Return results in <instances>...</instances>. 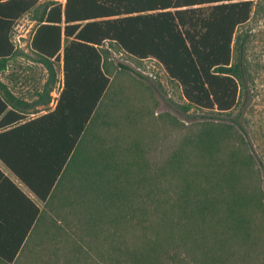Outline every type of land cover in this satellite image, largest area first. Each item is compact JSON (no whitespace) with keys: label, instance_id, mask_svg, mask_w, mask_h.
<instances>
[{"label":"trees","instance_id":"16d2710c","mask_svg":"<svg viewBox=\"0 0 264 264\" xmlns=\"http://www.w3.org/2000/svg\"><path fill=\"white\" fill-rule=\"evenodd\" d=\"M253 7L254 0H0V71L16 49L11 36L15 22L32 13L36 21L30 39L32 58L50 75L44 103L50 100L54 61L62 63L63 73L55 106L31 118L26 117L30 104L0 80V161L43 203L42 208L35 206L12 186L20 198L13 200L5 228L0 219L1 263L13 264L24 253H32L43 236L49 240L69 237L62 221L86 238H73L69 244L73 253L80 254L84 248L83 264L93 261L89 250L96 246L93 251H98L97 246L111 237L107 227L115 228L119 216L126 220L131 203L135 206L130 217L135 219V231L140 230V240H145V215L156 210L161 213L157 225L162 238L171 241L177 232L184 247L200 255L201 264L217 262L215 256L195 251L204 249L205 229L211 252L223 235L248 241L250 216L261 200L247 189V158L231 152L225 167L207 170L198 164L193 174L185 170L184 153L175 154L159 172L138 176L134 198L127 186L142 171L135 173L129 149L110 133V120H98L97 115L110 83L104 43L118 46L137 60L155 59L181 87L186 109L231 110L244 76L241 59H232L234 44L240 48L244 39L236 31L248 21ZM212 131L191 143L200 148L198 163L213 153L218 136ZM198 175L206 179V185L196 184L195 199L189 191ZM0 178L7 180L1 172ZM161 178L174 190L170 202L151 196L154 188L164 189L159 185ZM162 192L168 196V189ZM22 199L33 209L29 218ZM199 220L207 221V228H200ZM148 228H153L150 220ZM146 249L136 245L127 254L135 257V264H149Z\"/></svg>","mask_w":264,"mask_h":264},{"label":"rangeland","instance_id":"374dc122","mask_svg":"<svg viewBox=\"0 0 264 264\" xmlns=\"http://www.w3.org/2000/svg\"><path fill=\"white\" fill-rule=\"evenodd\" d=\"M55 1L64 3V0ZM35 25L32 13L24 14L15 22L11 36L16 49L6 69L0 71V80L16 97L30 104L26 114L28 118L52 109V92L60 85L63 76L62 63L54 61L50 100L44 103L43 91L48 87L50 75L44 65L32 58L34 54L30 48V39ZM236 35H242L244 39L240 41V48L239 44H234L232 59L234 62L241 59L244 76L243 81L239 83L237 102L231 110L218 112L196 107L186 109L181 87L167 76L163 66L155 59L137 60L118 46H108L104 43L102 52L110 83L97 119L110 120L109 132L115 136V141H123L122 146L129 149L128 159L135 163V173L143 172L135 174L127 186L134 198L137 191L135 180L138 176L159 172L175 154L184 153L185 170L193 174L198 164L207 170L211 167H225L231 152L247 158V189L250 193L255 191L261 200L260 207L251 211L248 241L228 240L223 235L219 237L217 244H214V252H211L207 248L211 241L205 229L207 240L206 244H202L205 250L199 247L195 251L201 255L215 256L216 264H264V0H254L250 18L237 28ZM65 44L66 40L63 39L62 46ZM102 114L105 117H101ZM208 130L215 131L218 136L215 148L211 156H207L208 159L198 163L197 150L200 151V148L198 145L193 147L191 143ZM196 184L205 186L206 179L201 175L193 178L191 186H195L193 191L190 189L189 195L194 198ZM159 185L168 189V196H164V189L157 187L152 190V198L157 196L155 198L159 199V202L163 199L170 202L174 190L163 178ZM146 186L145 188L149 189ZM139 192L143 195L142 189ZM133 205L135 206L132 203L128 205L127 215L122 211L126 220L119 216L115 228L107 227L106 234L113 232L111 237L108 236L101 242V247L97 246L98 251H93L96 246L89 250V257L93 261L86 260V264H135V257L128 255L127 250L131 252L140 244L147 248L146 254L151 256L149 264H201L200 255L189 252L177 232L175 239L171 241L167 242L162 238L157 225L161 221V213L156 210H148L145 215V240H140V230L135 231V219L130 217ZM149 220L153 228L147 229ZM199 222L200 228H207V221ZM62 223L66 226L69 237L49 240L43 236V241H40L42 244L38 245L37 240L33 245V252L24 253L13 264H83L86 250L83 248L81 255L74 254L69 244L74 237L82 241L86 238L77 234L80 231L74 226H67V222L66 225L65 222ZM216 231L217 235H220V228H216ZM188 241L191 244L193 242L190 239ZM223 244L227 248H221Z\"/></svg>","mask_w":264,"mask_h":264},{"label":"crops","instance_id":"0c3cea01","mask_svg":"<svg viewBox=\"0 0 264 264\" xmlns=\"http://www.w3.org/2000/svg\"><path fill=\"white\" fill-rule=\"evenodd\" d=\"M0 172L7 179L0 178V219H3V226L5 228V222L9 220V216L11 214L12 203L13 200L17 201L18 196H20L15 189H13V185L19 190V192L31 201L35 206L42 208L43 203L37 199V197L33 194V192L25 186L1 161H0ZM25 204L27 210V218L32 216L33 209L30 208L29 203L26 202L25 199H22ZM1 224V221H0ZM1 224V225H2ZM1 263V261H0Z\"/></svg>","mask_w":264,"mask_h":264},{"label":"built area","instance_id":"2783aa9c","mask_svg":"<svg viewBox=\"0 0 264 264\" xmlns=\"http://www.w3.org/2000/svg\"><path fill=\"white\" fill-rule=\"evenodd\" d=\"M62 86H63V76L61 77L60 85H58V87L55 89V92H52V95H53L51 98L52 108L55 106V104L57 102V99H58L59 93L62 89Z\"/></svg>","mask_w":264,"mask_h":264}]
</instances>
